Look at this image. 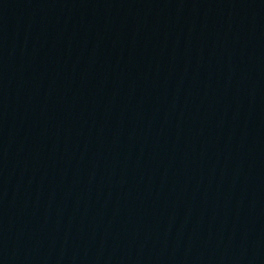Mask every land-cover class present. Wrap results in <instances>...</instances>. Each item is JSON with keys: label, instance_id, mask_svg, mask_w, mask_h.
<instances>
[{"label": "water", "instance_id": "95a60500", "mask_svg": "<svg viewBox=\"0 0 264 264\" xmlns=\"http://www.w3.org/2000/svg\"><path fill=\"white\" fill-rule=\"evenodd\" d=\"M0 264H264V0H0Z\"/></svg>", "mask_w": 264, "mask_h": 264}]
</instances>
